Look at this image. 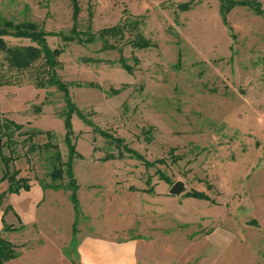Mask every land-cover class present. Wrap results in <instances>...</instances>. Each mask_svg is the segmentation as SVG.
Returning <instances> with one entry per match:
<instances>
[{
    "label": "rangeland",
    "instance_id": "374dc122",
    "mask_svg": "<svg viewBox=\"0 0 264 264\" xmlns=\"http://www.w3.org/2000/svg\"><path fill=\"white\" fill-rule=\"evenodd\" d=\"M257 1L263 13L222 0H79L78 30L87 35L127 20L137 28L129 25L109 49L99 38L49 34L50 47L64 49L58 72L78 108L143 156L117 157L110 139L74 114L79 212L64 187L37 204L40 181H52L54 150H29L50 140L68 160L63 93L36 84L40 63L18 73L0 51V114L23 125L12 133L13 151L5 137L0 147L33 186L0 202L12 206L8 223L21 225L13 214L25 223L16 232L0 228L18 252L49 234L42 249L68 246L41 253L42 261L72 264L76 239L90 230L139 238V264H264V0ZM73 11L72 0H0V19L31 20L48 33H69ZM136 32L154 45L133 48ZM109 153L117 158L103 160ZM3 170L0 158V177ZM177 181L185 184L179 195L170 193ZM7 187L2 182L0 193Z\"/></svg>",
    "mask_w": 264,
    "mask_h": 264
},
{
    "label": "trees",
    "instance_id": "16d2710c",
    "mask_svg": "<svg viewBox=\"0 0 264 264\" xmlns=\"http://www.w3.org/2000/svg\"><path fill=\"white\" fill-rule=\"evenodd\" d=\"M223 6L227 8H232L236 5H246L257 13H263L260 3L257 0H222ZM73 2V27L69 33L59 32V33H48L44 27L39 26L38 23L31 20H24L21 22H14L11 19H0V51L5 54V59L7 61L8 67L10 70H14L18 73L25 72L30 70L33 66L39 64V73L36 76V84L40 87L55 86L57 87L64 96L65 109L62 113V117L65 119L66 124V134H65V143L69 151L68 160L64 161L61 150L57 144H53L50 140L44 143L43 145H36L32 143L29 150L34 151L35 149H53L54 153L51 155L50 160L52 162V170L50 172L51 182L40 181L42 187L61 189L67 188L71 191L70 197L74 204L76 212H79L80 202L78 198V190L80 185L76 179L74 173V159L80 156V153L76 150V142L74 140V130L72 128V116L78 114L81 119L88 126H92L103 135L107 136L110 139V142L119 149L117 157L123 158L124 152L130 153V156H136L143 159V156L136 151L135 149L130 148L125 140L121 137H115L109 135L107 132L103 131L97 125L94 124L76 105L75 101L70 92L69 85L64 82L59 75V67L61 66V61L59 57L63 48H52L50 47L47 37L49 34H55L61 36L62 40L65 42L78 41L79 43H93L96 38H99L107 49L114 48V45L110 42L111 39L119 37L120 39L124 38L125 30L128 27H133L132 29L137 28V22L127 20L121 22L115 26L103 28L96 33L85 34L78 30L79 25V15L81 13V8L79 0H72ZM130 25V26H129ZM84 34L86 37L84 38ZM6 36H12L15 38L29 39L33 44L29 45H8L5 40ZM130 44L135 49H145L152 47L153 42L146 38L142 33L136 32V35L131 39ZM123 59V58H122ZM121 59V60H122ZM137 61V59H135ZM138 62V61H137ZM122 66L125 67L128 71L133 72V68L127 64L125 61H122ZM11 82V80L4 81ZM23 128L22 124L16 123L13 120L8 118L2 119L0 114V140L6 138V146L10 148V151H13V145H16V141L13 139L14 135L12 133L15 130H20ZM35 134H43L45 132L37 131ZM48 137H51L50 133H46ZM36 135H26V139L31 141ZM150 139L149 137H147ZM112 153L107 154L103 160L115 159L117 158ZM0 158L4 163L3 174L0 177V184L4 181L8 182L7 189L0 193V202L6 197L8 193L19 194L21 191H28L31 189L32 184L28 177L20 176L21 171L16 168H12L13 156L5 155L3 153L2 147H0ZM149 164V162H148ZM68 178L66 184L63 183L64 178ZM168 183L171 182L168 177H163ZM193 196L202 197L203 193L193 191L188 193ZM1 206V204H0ZM12 210L11 205H7L4 209V216ZM18 217V214H15ZM3 216V217H4ZM19 219V217H18ZM20 221V220H19ZM24 225L21 223L19 227L14 226L12 223H8L5 218H3V228L5 232H15L22 230ZM19 255L17 251V246L10 239L4 237L0 230V264L16 258Z\"/></svg>",
    "mask_w": 264,
    "mask_h": 264
},
{
    "label": "crops",
    "instance_id": "0c3cea01",
    "mask_svg": "<svg viewBox=\"0 0 264 264\" xmlns=\"http://www.w3.org/2000/svg\"><path fill=\"white\" fill-rule=\"evenodd\" d=\"M41 187L42 197L37 204L41 205L45 203L48 197H51L53 193L59 192L61 189L44 188ZM33 188V186H32ZM31 188V189H32ZM51 198H49L50 201ZM48 201V202H49ZM4 210L0 206V228L3 226V218L7 221V215L4 216ZM4 216V217H3ZM14 218L19 219L25 226L23 219L18 215V217L13 214ZM11 223V222H10ZM16 232V231H15ZM31 236L34 237L32 234ZM39 238L44 237L41 243L35 246L25 245L22 246L19 255L11 259L4 264H54L52 258L46 261H42L41 253L50 251V253L55 256L57 253L65 251L68 244H59V249L53 248L51 250H44L41 247L45 246L44 243L50 241L48 235L41 236L38 234ZM46 237V238H45ZM51 245L54 244L56 238H51ZM47 241V242H46ZM53 243V244H52ZM57 245V244H56ZM65 247V248H64ZM139 248L140 239L133 236H119V235H104L102 233H96L94 231H87L80 239H76L75 242V263L71 260L72 264H139ZM55 253V254H54ZM49 254V257L50 255ZM44 256V255H43Z\"/></svg>",
    "mask_w": 264,
    "mask_h": 264
},
{
    "label": "water",
    "instance_id": "95a60500",
    "mask_svg": "<svg viewBox=\"0 0 264 264\" xmlns=\"http://www.w3.org/2000/svg\"><path fill=\"white\" fill-rule=\"evenodd\" d=\"M185 191V184L183 181H177L170 189V193L179 195Z\"/></svg>",
    "mask_w": 264,
    "mask_h": 264
}]
</instances>
